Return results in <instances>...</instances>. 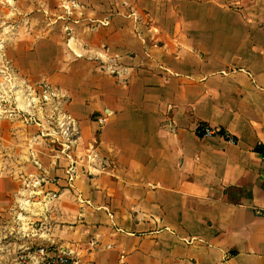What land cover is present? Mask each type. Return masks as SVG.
<instances>
[{"label":"crops","instance_id":"1","mask_svg":"<svg viewBox=\"0 0 264 264\" xmlns=\"http://www.w3.org/2000/svg\"><path fill=\"white\" fill-rule=\"evenodd\" d=\"M81 1L150 20L113 15L81 31L80 60L57 77H74L64 91L82 130L69 155L27 164L12 203L40 210L30 219L46 245L80 264H264V0ZM191 12L203 21L158 20Z\"/></svg>","mask_w":264,"mask_h":264},{"label":"rangeland","instance_id":"2","mask_svg":"<svg viewBox=\"0 0 264 264\" xmlns=\"http://www.w3.org/2000/svg\"><path fill=\"white\" fill-rule=\"evenodd\" d=\"M226 1L231 6V0ZM83 5L81 0H0V264H14L16 257L21 263L24 254L47 244L41 228L43 221L30 219L39 218L41 211L27 203H12L16 194L12 188L18 184L21 190L28 188L25 180L30 168L26 166L32 164L34 157L44 166L49 163L50 151L63 150L68 155L73 152L75 135L82 129L71 114L74 110L69 109L70 98L64 87L74 85L75 80L68 77L65 82L57 76L61 68L80 60L76 48L83 38L81 31L90 32L113 15L150 20L147 14L140 16L136 12L91 13ZM180 18L203 21L202 14L197 12L158 16L160 22ZM165 31L171 36L177 30L164 29L161 33ZM188 31L197 38L213 35L211 29ZM84 36L91 44L89 33ZM75 68L90 74V67ZM104 116L101 111L91 114L89 119L99 123L98 119ZM88 143L82 142L78 151ZM85 174L91 176L88 171ZM11 176L17 179L11 181ZM29 247L31 250L23 253Z\"/></svg>","mask_w":264,"mask_h":264},{"label":"built area","instance_id":"3","mask_svg":"<svg viewBox=\"0 0 264 264\" xmlns=\"http://www.w3.org/2000/svg\"><path fill=\"white\" fill-rule=\"evenodd\" d=\"M104 118H99V123H102ZM217 132L210 128H204L201 130L200 135L207 137ZM78 135H75V139ZM259 158L264 165V146L257 148ZM22 264H80L79 259L74 252L66 247L48 244L39 245L36 249L29 251L28 254L21 258Z\"/></svg>","mask_w":264,"mask_h":264},{"label":"bare ground","instance_id":"4","mask_svg":"<svg viewBox=\"0 0 264 264\" xmlns=\"http://www.w3.org/2000/svg\"><path fill=\"white\" fill-rule=\"evenodd\" d=\"M62 119V118H61Z\"/></svg>","mask_w":264,"mask_h":264}]
</instances>
